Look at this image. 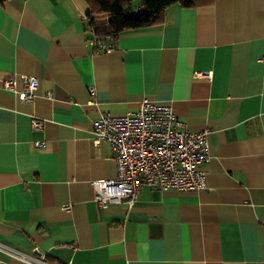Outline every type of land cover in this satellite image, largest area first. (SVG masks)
Here are the masks:
<instances>
[{"label":"crops","instance_id":"0c3cea01","mask_svg":"<svg viewBox=\"0 0 264 264\" xmlns=\"http://www.w3.org/2000/svg\"><path fill=\"white\" fill-rule=\"evenodd\" d=\"M89 10L0 2V81L38 78L30 101L0 85V244L51 264H264V0L173 4L114 37L93 36ZM145 98L207 130L206 186L100 208L91 181L117 170L93 122Z\"/></svg>","mask_w":264,"mask_h":264},{"label":"built area","instance_id":"2783aa9c","mask_svg":"<svg viewBox=\"0 0 264 264\" xmlns=\"http://www.w3.org/2000/svg\"><path fill=\"white\" fill-rule=\"evenodd\" d=\"M0 85L19 99L30 101L38 78L25 75L17 87L16 78L8 77ZM31 123L34 128L41 127L37 119ZM93 133L96 143L105 141L111 146L117 170L113 179L91 181L93 200L100 208L113 203L131 207L144 186L179 191L206 186L201 165L211 159L207 130L189 129L166 102L145 98L136 109L122 115L103 113L93 122ZM35 144L44 146L43 141ZM0 252L25 264H51L44 255H26L2 244Z\"/></svg>","mask_w":264,"mask_h":264},{"label":"trees","instance_id":"16d2710c","mask_svg":"<svg viewBox=\"0 0 264 264\" xmlns=\"http://www.w3.org/2000/svg\"><path fill=\"white\" fill-rule=\"evenodd\" d=\"M3 0H0V2ZM131 0H86L90 10L86 21L96 37H114L119 32L157 24L164 9L173 4L190 6L193 0H144L131 8Z\"/></svg>","mask_w":264,"mask_h":264},{"label":"rangeland","instance_id":"374dc122","mask_svg":"<svg viewBox=\"0 0 264 264\" xmlns=\"http://www.w3.org/2000/svg\"><path fill=\"white\" fill-rule=\"evenodd\" d=\"M143 2L144 0H131L129 1L128 6L131 8H136L137 6H140Z\"/></svg>","mask_w":264,"mask_h":264}]
</instances>
